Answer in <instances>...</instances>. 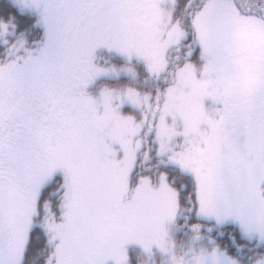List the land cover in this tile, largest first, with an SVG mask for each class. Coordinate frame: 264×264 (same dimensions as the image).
Here are the masks:
<instances>
[{
  "label": "snow or ice",
  "instance_id": "6c2138e0",
  "mask_svg": "<svg viewBox=\"0 0 264 264\" xmlns=\"http://www.w3.org/2000/svg\"><path fill=\"white\" fill-rule=\"evenodd\" d=\"M0 264H264V0H0Z\"/></svg>",
  "mask_w": 264,
  "mask_h": 264
}]
</instances>
